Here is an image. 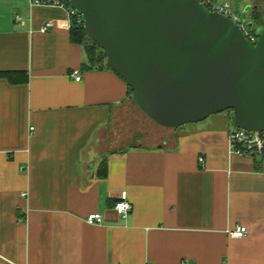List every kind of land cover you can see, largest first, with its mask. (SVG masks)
Here are the masks:
<instances>
[{"label": "crops", "instance_id": "crops-1", "mask_svg": "<svg viewBox=\"0 0 264 264\" xmlns=\"http://www.w3.org/2000/svg\"><path fill=\"white\" fill-rule=\"evenodd\" d=\"M86 63L65 9L0 0V264H264V159L231 154L220 115L117 145L128 86Z\"/></svg>", "mask_w": 264, "mask_h": 264}, {"label": "water", "instance_id": "water-1", "mask_svg": "<svg viewBox=\"0 0 264 264\" xmlns=\"http://www.w3.org/2000/svg\"><path fill=\"white\" fill-rule=\"evenodd\" d=\"M61 1L81 15L87 38L156 125L231 113L235 128L264 133V27L251 44L236 22L197 0Z\"/></svg>", "mask_w": 264, "mask_h": 264}, {"label": "built area", "instance_id": "built-area-1", "mask_svg": "<svg viewBox=\"0 0 264 264\" xmlns=\"http://www.w3.org/2000/svg\"><path fill=\"white\" fill-rule=\"evenodd\" d=\"M199 4L205 7L208 11L218 13L232 22H236L240 27L245 38L251 43L256 44L257 37L254 33V28L249 27L248 19L242 18V15L235 11L229 0H225L224 3L218 4L215 0H197ZM33 6H52L65 9L67 12L69 28L72 25L76 27H83V20L81 15L74 9H72L67 1L61 0H30ZM16 21H19V17H15ZM52 27V22H47L41 29V33H46ZM79 81V78H76ZM33 129H30V131ZM264 143V133L260 132H247L244 130L236 129L229 132L228 145L231 154L244 157L252 158L256 154H259V150ZM200 162L202 160L200 159ZM113 210L120 219H127L132 213L133 207L128 200L127 193L121 192L118 200L116 201ZM85 222L88 225H99L102 223V216L100 214H90L85 218ZM246 234V229L243 227H237L235 231L231 232L230 235L234 238H241ZM185 264V263H184Z\"/></svg>", "mask_w": 264, "mask_h": 264}, {"label": "rangeland", "instance_id": "rangeland-1", "mask_svg": "<svg viewBox=\"0 0 264 264\" xmlns=\"http://www.w3.org/2000/svg\"><path fill=\"white\" fill-rule=\"evenodd\" d=\"M224 2L225 0H216V3L218 4H222ZM231 6L235 11L239 12L240 10L241 13L244 12L242 10V6L238 5L237 3H234L233 5L231 4ZM253 12L259 13V15L262 14V16H264V0H254V4L250 6V9L245 14L246 19H248L249 15H251ZM262 20L264 21V17ZM227 114L229 113L217 114L211 117L218 115L224 116L232 129L236 130L233 123V115L230 113L227 116ZM189 125L191 124L185 125L183 127H188ZM115 129L117 145L126 143L135 146L137 143L141 142L145 145L156 146L167 141L171 137L172 131H176V135H179L180 131H182L181 129L183 128L179 127L177 129H165L156 125L154 122L148 119L133 102L132 107L117 112V122Z\"/></svg>", "mask_w": 264, "mask_h": 264}, {"label": "trees", "instance_id": "trees-1", "mask_svg": "<svg viewBox=\"0 0 264 264\" xmlns=\"http://www.w3.org/2000/svg\"><path fill=\"white\" fill-rule=\"evenodd\" d=\"M263 17L264 16H262V14L259 15V13L253 12L251 15H249L248 21L253 25L254 29L261 28L264 27V21L262 20ZM70 38L72 43L82 46L87 54V63L85 69L107 68L111 70L107 64V60L103 55V52L96 46L95 43L87 38L83 27H76L75 25H72L70 28ZM7 75V73L0 74V76L5 77H7ZM128 91L132 98L133 92L129 87ZM98 176L102 179L107 177V164L105 161H103L100 165Z\"/></svg>", "mask_w": 264, "mask_h": 264}]
</instances>
